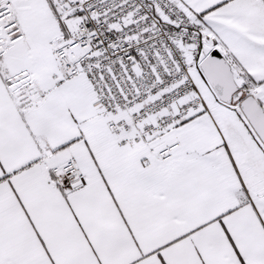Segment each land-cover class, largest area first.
<instances>
[{
	"label": "snow or ice",
	"instance_id": "obj_1",
	"mask_svg": "<svg viewBox=\"0 0 264 264\" xmlns=\"http://www.w3.org/2000/svg\"><path fill=\"white\" fill-rule=\"evenodd\" d=\"M0 264H264V0H0Z\"/></svg>",
	"mask_w": 264,
	"mask_h": 264
}]
</instances>
